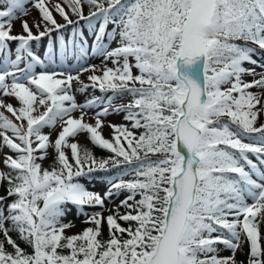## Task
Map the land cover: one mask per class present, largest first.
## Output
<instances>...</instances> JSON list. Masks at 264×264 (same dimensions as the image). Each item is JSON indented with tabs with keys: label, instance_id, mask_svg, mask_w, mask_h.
Returning <instances> with one entry per match:
<instances>
[{
	"label": "snow or ice",
	"instance_id": "1",
	"mask_svg": "<svg viewBox=\"0 0 264 264\" xmlns=\"http://www.w3.org/2000/svg\"><path fill=\"white\" fill-rule=\"evenodd\" d=\"M261 115L264 0H0V264H264Z\"/></svg>",
	"mask_w": 264,
	"mask_h": 264
},
{
	"label": "rangeland",
	"instance_id": "2",
	"mask_svg": "<svg viewBox=\"0 0 264 264\" xmlns=\"http://www.w3.org/2000/svg\"><path fill=\"white\" fill-rule=\"evenodd\" d=\"M53 2H58V0H53ZM87 12H88V9L85 8V14H87ZM34 18L38 19V12H37L36 9L32 8L31 9V12H30V15L28 17H24V19H27L28 22H29V24L31 25L33 23ZM57 19H59V17H57ZM33 30L35 31V29H33ZM19 31H20V21L17 20L15 22L14 33L15 32H19ZM89 63L99 64L100 63V60L99 59H91L89 61ZM109 66H111V65H109ZM256 71L257 72H260L261 70L259 68H257ZM82 79H85V77H82ZM245 79L248 80V81H251L252 80V77L251 76H247V77H245ZM91 91L92 90L89 89V93H91ZM253 91H255V89H253ZM95 94H99V92H95ZM77 99H78V101L83 102V100L85 99V96L80 95V94H77ZM10 102L13 103L14 105L16 104L15 101H10ZM5 115H10V114H8V113L5 112ZM262 117L264 119V115H262ZM108 119L111 120L113 123H117V124L123 122V118H122L121 115L110 116ZM260 123H264V120H262V122H260ZM58 130L59 129H57V131ZM48 131L49 130L47 128L44 129V132L45 133H47ZM105 135L106 136L108 135V131L107 130L105 131ZM54 138H55V132L53 133V139ZM81 142L83 143V140ZM94 184H95V187H93L92 185H89V187L91 188V190H93V191H99L101 193H103L104 191H106V187L103 186L102 184H97V183H94ZM116 203H119V201L117 200ZM110 207H111V205H110ZM76 223L78 225V228L76 230H79V228L82 227V225H80V221L79 220H77ZM262 227H264V226H262ZM229 254L230 253L227 252V251L221 253V255H229Z\"/></svg>",
	"mask_w": 264,
	"mask_h": 264
},
{
	"label": "trees",
	"instance_id": "3",
	"mask_svg": "<svg viewBox=\"0 0 264 264\" xmlns=\"http://www.w3.org/2000/svg\"><path fill=\"white\" fill-rule=\"evenodd\" d=\"M122 116V115H121ZM262 120H264L263 119V117H262V115L259 117V119H258V123H260V122H262ZM97 155H106V153H103V152H97ZM97 184H104V182L102 181V180H98V181H95ZM105 185V184H104ZM121 199H123V197H121ZM241 259H243V257H240Z\"/></svg>",
	"mask_w": 264,
	"mask_h": 264
}]
</instances>
